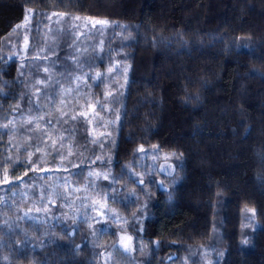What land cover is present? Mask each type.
<instances>
[{
	"label": "trees",
	"instance_id": "obj_1",
	"mask_svg": "<svg viewBox=\"0 0 264 264\" xmlns=\"http://www.w3.org/2000/svg\"><path fill=\"white\" fill-rule=\"evenodd\" d=\"M122 233L136 264H264V0H0V264Z\"/></svg>",
	"mask_w": 264,
	"mask_h": 264
},
{
	"label": "rangeland",
	"instance_id": "obj_2",
	"mask_svg": "<svg viewBox=\"0 0 264 264\" xmlns=\"http://www.w3.org/2000/svg\"><path fill=\"white\" fill-rule=\"evenodd\" d=\"M25 21L29 19V15L26 16ZM105 21H97V20H91V19H84L82 20L80 26L77 29V33H81L82 30H90L89 28L93 25H105ZM161 163L160 168L164 169L166 172H170L173 170V166L171 163L165 161L164 155H161ZM95 172V171H94ZM94 174V173H92ZM42 184H39V186ZM64 186L66 189H73L75 187L72 186L70 180L67 179L64 180ZM76 190L78 188H75ZM79 205H85L89 207V210H84L83 214L78 213V218L81 216H86L85 220L88 222L98 220V219H105L106 216H108V213L106 211V205L100 201V200H91V202L87 201H79ZM103 206V207H101ZM132 240L131 237L128 236L125 233L119 234V239L115 242V244L112 246V248L105 254L104 258V264H136L134 262V259L132 257Z\"/></svg>",
	"mask_w": 264,
	"mask_h": 264
},
{
	"label": "snow or ice",
	"instance_id": "obj_3",
	"mask_svg": "<svg viewBox=\"0 0 264 264\" xmlns=\"http://www.w3.org/2000/svg\"><path fill=\"white\" fill-rule=\"evenodd\" d=\"M26 19H27V17H26ZM100 75H101V74L98 73V74H97V78H98ZM90 107H91V106H90ZM73 119H75V117H73ZM140 151H144V149L141 148ZM161 171H164V169H161ZM89 175L91 176V175H93V174H92V173H89ZM97 175H99V174H97ZM104 178H105V179H108L107 174H105ZM5 183H8V181L5 180ZM141 183H142V181H141ZM101 207H103V206H101ZM242 243L247 244V241H243Z\"/></svg>",
	"mask_w": 264,
	"mask_h": 264
}]
</instances>
